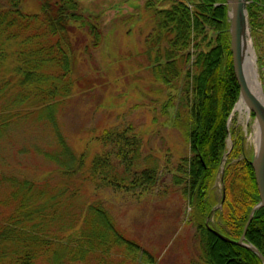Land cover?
Wrapping results in <instances>:
<instances>
[{
    "label": "trees",
    "instance_id": "trees-1",
    "mask_svg": "<svg viewBox=\"0 0 264 264\" xmlns=\"http://www.w3.org/2000/svg\"><path fill=\"white\" fill-rule=\"evenodd\" d=\"M145 1L150 14L148 22L154 24L157 32L155 46L147 53L153 60L152 69L158 83L174 89L176 86L169 76L173 72L181 73L190 61L191 44L196 52L192 69L186 73L181 103L172 125L191 146V155L182 159V175L175 176L174 182L192 205L190 225H194L195 240L202 246L200 260L207 264H263L255 253L219 237L222 234L237 242L253 208L260 202L252 159L243 148V134L229 130L227 125L240 96L230 47L227 1ZM248 1L264 89V51L260 52L259 35V29L264 28V0ZM82 4V0H0V69L5 65L2 71H12L13 78H18L17 86L12 89H28L34 85L37 100L23 102L24 106H57L75 90L71 88L78 58L74 36L78 35L80 41L90 38L87 50L90 45L97 48L101 40L99 16ZM6 83L1 79L0 94L7 88ZM222 89L224 93L219 97ZM29 94L28 90L20 95L26 98ZM5 95L0 96V101ZM176 98L177 94L168 96L163 103V115L171 116L169 112ZM229 132L235 144L225 162L224 203L222 213H217L222 226L219 232H214L206 220L217 205L214 185L228 151ZM102 134L97 138L102 151L89 165L66 170V164H59L58 171L35 177L41 182L27 179L17 188L13 183L16 178L1 175L5 188L0 196V213L4 217L0 223V264H113L116 259L125 263L121 260L123 255L132 264L155 262L147 250L140 255V245L134 248L130 241L125 242L112 230L115 227L111 228L114 223L104 196L108 185L103 184L111 169L124 184L126 175L130 174L129 166L136 175L129 200L135 202L137 194L149 195L154 182L144 180L149 172L148 160L139 175L138 167L132 165L135 160L132 159L138 154V138H129L124 131L114 129ZM111 147L116 152V162L111 154H103ZM65 155L64 161L72 160V154ZM107 160H111V165ZM151 170L149 179L155 177L154 169ZM55 174L62 181L49 187ZM114 175L110 184H115V189L123 188L124 185L114 180ZM82 190L83 193L91 191V198L84 202L82 198L86 195L83 194L78 201ZM246 241L264 257V208L255 212Z\"/></svg>",
    "mask_w": 264,
    "mask_h": 264
},
{
    "label": "rangeland",
    "instance_id": "rangeland-1",
    "mask_svg": "<svg viewBox=\"0 0 264 264\" xmlns=\"http://www.w3.org/2000/svg\"><path fill=\"white\" fill-rule=\"evenodd\" d=\"M82 3L90 13L99 16L101 40L97 48L90 45L87 50L90 38L80 41L78 35L74 36L73 45L77 48L78 58L71 77L74 80L71 88L74 87L75 90L70 97L57 106H24L23 102L35 103L37 100L33 94L34 85H30L28 89H12L17 86L18 78H13L12 71L3 72L5 65L0 69V84L1 79L7 82V88L0 94L2 98L6 93L0 101V196L1 193L4 194L5 188L1 175L16 178L13 183L17 188L27 179L41 182L35 177L45 175L48 171H58L59 164H66V170L78 165H89L92 158L102 151L98 145L99 135H103L105 130L124 131L129 138H138L140 145L137 157L132 159H135L132 165L138 167V174L141 175L148 160L149 172L145 174L144 180L154 182V188L149 195L142 197L137 194L135 202L130 201L135 182L133 179L136 177L133 168L127 166L130 174L126 175L124 184L113 174V169L109 170L111 173L103 184L108 185L104 196L109 216L114 223L111 228L115 227L112 230L125 242L130 241L134 248L140 245V255L147 250L155 259L151 264H207L200 260L202 246L195 240L194 225H190L192 205L174 182V177L182 175L184 170L182 159L192 153L191 146L181 138L172 122L181 103L186 73L192 69L196 56L193 45L189 47L190 61L183 66L182 72H173L169 76L176 86L172 89L158 83L152 69L153 60L147 53L148 49L155 46L157 32L154 24L150 25L148 22L150 14L145 0H82ZM259 35L262 52L263 27L259 29ZM247 37L254 49L251 28ZM255 56L261 81L256 50ZM10 90L15 91L7 94ZM28 90L30 94L26 98L20 95ZM169 93L177 94V98L169 112L171 116L167 117L163 115L162 107L168 100ZM223 93L222 89L218 93L219 97ZM247 116H241L240 112L234 110L230 129L243 134L245 154L253 159L256 151V119L254 114L250 118ZM112 140L113 138L110 139ZM234 144L235 140L230 135L227 139L228 151ZM105 150L103 154H111L116 162V152L112 147ZM66 153L72 154V160L64 161ZM107 162L111 165V160ZM179 167L181 170H178ZM151 169L155 172L153 179H149ZM113 175L115 181L124 185L123 188L115 189V184H110ZM61 181L58 174H55L49 187ZM223 186L219 174L214 185L216 208L222 207L224 203L221 202ZM90 193L88 190L84 193L83 190L79 191L78 201L82 194L87 196L82 201H87L91 198ZM117 194L120 197L115 196ZM218 211L216 209V213H222ZM214 220L219 227L222 226L219 217ZM2 221L4 217L0 213V223ZM208 228L211 230L210 225ZM244 243L251 245L246 240ZM222 255L227 259L225 252ZM121 260L125 263L116 259L113 264H132L128 262L126 255ZM136 264H140V261Z\"/></svg>",
    "mask_w": 264,
    "mask_h": 264
},
{
    "label": "water",
    "instance_id": "water-1",
    "mask_svg": "<svg viewBox=\"0 0 264 264\" xmlns=\"http://www.w3.org/2000/svg\"><path fill=\"white\" fill-rule=\"evenodd\" d=\"M226 1L228 8V22L230 24L229 33H230V47L232 52L233 67H234L235 77L240 88V97L235 105L234 110L236 109L239 102H243L249 108V110L254 114L260 130L259 146L256 148V153L252 161V167L254 169L255 178H256V186L260 195V202L253 208L250 215V219L244 228L240 240L238 242H232V243H235L239 246L251 250L260 257V259L264 264V257L263 255H261L260 251L254 246L246 245L244 243L246 240L247 229L253 219L255 212L260 210L261 208H264V92H263L262 84L260 82V90L263 101V103H261L250 92L243 77V71L241 65L242 43L246 32L247 31L249 32V28H250L249 15H248V1L247 0H226ZM246 26H247V30H246ZM253 52H255L254 49ZM231 117L229 119L228 124L231 121ZM220 237L226 241H230L221 235Z\"/></svg>",
    "mask_w": 264,
    "mask_h": 264
},
{
    "label": "bare ground",
    "instance_id": "bare-ground-1",
    "mask_svg": "<svg viewBox=\"0 0 264 264\" xmlns=\"http://www.w3.org/2000/svg\"><path fill=\"white\" fill-rule=\"evenodd\" d=\"M246 30H247V26H246ZM247 34L248 31L246 32L245 37L243 38L242 52H241V65H242L243 77L250 92L261 103H263L261 90H260L259 76L256 68V57H255V53L253 52L250 39L247 37ZM235 111L240 112L241 116L247 114L248 115L247 118H250V116L252 115L249 108L243 102H239ZM254 126H255L254 141H255V147L257 148L260 142V130L257 122L255 123Z\"/></svg>",
    "mask_w": 264,
    "mask_h": 264
}]
</instances>
